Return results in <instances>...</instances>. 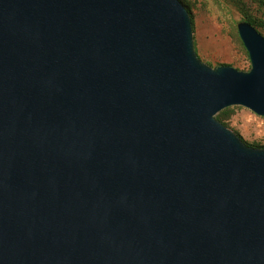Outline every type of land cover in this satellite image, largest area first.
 Instances as JSON below:
<instances>
[{"label": "water", "instance_id": "1", "mask_svg": "<svg viewBox=\"0 0 264 264\" xmlns=\"http://www.w3.org/2000/svg\"><path fill=\"white\" fill-rule=\"evenodd\" d=\"M251 69L212 67L181 0H0V264H264V117Z\"/></svg>", "mask_w": 264, "mask_h": 264}, {"label": "rangeland", "instance_id": "2", "mask_svg": "<svg viewBox=\"0 0 264 264\" xmlns=\"http://www.w3.org/2000/svg\"><path fill=\"white\" fill-rule=\"evenodd\" d=\"M193 17L195 49L199 58L211 65L232 66L249 71L251 62L240 39L237 24L243 19L242 8L264 21V7L252 0H183ZM264 35V26H258ZM225 122L250 146L264 148L262 119L241 106L227 108Z\"/></svg>", "mask_w": 264, "mask_h": 264}, {"label": "trees", "instance_id": "3", "mask_svg": "<svg viewBox=\"0 0 264 264\" xmlns=\"http://www.w3.org/2000/svg\"><path fill=\"white\" fill-rule=\"evenodd\" d=\"M182 1V3H184V5L187 7V9L190 11V9H189V7L185 4V2L183 1V0H181ZM238 1H242V0H238ZM252 1H254V2H257V4L260 6V7H264V0H252ZM190 13H191V11H190ZM192 15V14H191ZM242 15H243V19L242 20H246V21H248V22H250L252 25H254L256 28L258 27V26H264V21L258 16V15H256V14H253V13H251L250 12V10L249 9H247V8H242ZM192 19H193V17H192ZM228 109L226 108V109H224V110H222L221 112H219L218 114H217V119L218 120H220L222 123H224L226 126H227V124H226V122H225V118H226V111H227Z\"/></svg>", "mask_w": 264, "mask_h": 264}, {"label": "built area", "instance_id": "4", "mask_svg": "<svg viewBox=\"0 0 264 264\" xmlns=\"http://www.w3.org/2000/svg\"><path fill=\"white\" fill-rule=\"evenodd\" d=\"M259 118H261V119H262V124H264V117H262V116H259Z\"/></svg>", "mask_w": 264, "mask_h": 264}]
</instances>
